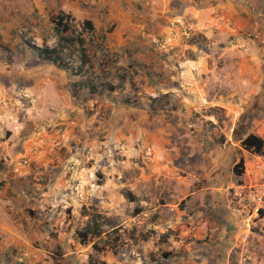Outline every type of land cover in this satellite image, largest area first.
I'll use <instances>...</instances> for the list:
<instances>
[{
	"label": "rangeland",
	"instance_id": "rangeland-1",
	"mask_svg": "<svg viewBox=\"0 0 264 264\" xmlns=\"http://www.w3.org/2000/svg\"><path fill=\"white\" fill-rule=\"evenodd\" d=\"M7 1L19 9L15 33L0 44V67H9L0 82L12 87L10 101L26 125L11 144L16 154L0 164L7 175L0 187L8 163L17 196L0 264H264V211L240 220L247 207L237 190L247 175L234 174L241 142L250 134L264 139V73L251 83L244 71L253 55L211 50L217 37L189 28L184 1L122 0L135 8L131 26L117 10L107 21L90 0ZM61 11L77 21L93 17L108 32L119 68L108 79L115 92L77 88L73 96L82 79L34 56L30 44L55 45L50 18ZM203 13L211 16V8ZM241 27L239 36L261 47L256 27ZM242 115L244 134H237ZM243 154L253 169L255 157ZM88 226L100 235L82 241Z\"/></svg>",
	"mask_w": 264,
	"mask_h": 264
},
{
	"label": "crops",
	"instance_id": "crops-1",
	"mask_svg": "<svg viewBox=\"0 0 264 264\" xmlns=\"http://www.w3.org/2000/svg\"><path fill=\"white\" fill-rule=\"evenodd\" d=\"M179 1L181 2L184 1L183 6L185 8V14L186 16L191 17V19H193V23L189 24V28L191 30L200 31L207 40L208 39L211 40L214 36L217 37L216 41L218 43L217 44L218 48H210L211 50H215L216 52H221L223 53L222 54L223 56H226L227 54H231L233 57H236L238 59L240 58V60H243V57L245 56L248 57L249 55V57H252L251 55H253L252 58L253 60L250 59L251 61L250 63H253V65L252 66L250 64L246 65L245 67H248V69H244L245 73H250L252 77L251 83L253 82V79L257 80L259 78L258 72L262 71L264 73V0H179ZM90 2L96 3L97 6L93 10H96L107 21H111V18L113 17V10H117L116 15H121L125 20L126 24H128L127 22H129V26H131L130 24L133 18L132 12H135V8L133 6L128 5V3L127 6H125L122 0H90ZM17 6L18 5L15 4V1L11 2L7 0H0V44L4 41L10 40L12 32L15 33L16 30L15 20L13 23L14 25H11L10 23L12 18L16 17V14L18 13L19 8ZM80 6L81 5H79L78 7ZM206 8H211V12H212L211 16L209 15L207 16L203 13V10ZM158 12L161 11L157 10V12H155L154 14V17H156L155 19H158V17H160L157 14ZM175 16L178 17L180 16L181 18L184 17L182 16V14ZM91 20H93V17L91 18ZM203 21H205V23H203ZM7 22L9 23L7 24ZM243 25H246L249 28L251 26L256 27V29L260 32V36H261L260 39L263 41L262 42L263 44H260L261 47H258L257 40L254 41L245 40L243 39V37L239 36L241 29H243L241 26ZM215 32H217L218 34L214 35ZM243 42L246 44H242ZM238 51H242L243 55L239 56L237 54ZM206 52L208 53V51ZM1 68L2 67H0V69ZM8 68L5 67L2 69L8 70ZM242 73H243V65L240 64L239 66H237V75L239 77H242ZM232 75L236 77L235 72ZM39 80H40L39 78H36L35 81L29 82L26 85L27 86L26 89L33 88L34 85ZM246 83H250V82L246 81ZM254 83L256 82L254 81ZM11 88L12 87L7 86L5 83L0 82V164L2 162V159H6L4 154L7 153L10 154V156L16 154L17 146L16 148H13L14 146H11V144L17 140L18 136H21V132L24 126L26 125L25 122H20L18 120L16 113L17 108L15 102L10 101L12 100V98L9 96V94L11 93L8 92V89ZM263 88H264V82L260 89ZM24 94H25L24 96H29L26 93ZM234 97H235L234 99L238 101H240L241 99L240 96H234ZM31 100H33V104ZM29 102L33 106L36 105V100L34 98L32 99L29 98ZM14 108L16 109L12 110ZM28 110H29L28 108L25 109L26 113L29 115L27 121H34L35 123L36 120H32L34 115L30 114ZM35 111L37 115V120L42 121L44 117L37 110ZM242 117L243 115L239 117L240 120L237 124V129L239 123L241 122ZM243 127H242V134H244ZM6 134L7 137H5ZM41 138H44L43 134H39L36 140ZM231 150H233V147L231 148ZM237 153L238 155L236 154V157L238 158V160L243 159L245 161V166L247 169L245 175L247 176L244 178V181H249L250 179L248 176V172L250 169L247 167L245 156L243 154L246 152L237 151ZM254 156L255 155H252V157ZM7 166L9 167L8 168L9 179L7 180V183H5L4 188L0 187V236H2L3 234L9 236L7 238V242L4 241L0 242V248H7L9 247L8 245L11 243L13 226H14L12 211L17 198L16 191L11 190L12 179H14L16 175L14 176L12 172L13 170L11 166L8 165V163ZM6 176L7 175L3 176L0 174V184L3 183V181L6 179ZM242 204L243 203L241 202V205ZM262 212L263 211L257 213L254 209L249 207H247L246 209H243L242 207V210L240 209L238 210V213L240 215L239 218L241 217L240 219L241 221L245 217L253 218V217L261 216Z\"/></svg>",
	"mask_w": 264,
	"mask_h": 264
},
{
	"label": "trees",
	"instance_id": "trees-1",
	"mask_svg": "<svg viewBox=\"0 0 264 264\" xmlns=\"http://www.w3.org/2000/svg\"><path fill=\"white\" fill-rule=\"evenodd\" d=\"M50 21L56 43L53 46L45 44L42 47L30 44L29 48L34 56L43 63L51 64L82 79V82L73 84V96H76L77 88H85L90 95L106 91L115 92L117 86L108 79L111 71L119 68L115 59L111 60L107 45L108 32H99L91 19L77 21L73 15L64 11L51 15ZM121 78L123 82L126 81L125 76ZM241 147L249 154L264 155V139L255 134L248 135L241 142ZM245 172V161L241 159L234 168V174L236 177H243ZM89 235L99 236V228L92 230V226H88L79 233V238L86 241Z\"/></svg>",
	"mask_w": 264,
	"mask_h": 264
},
{
	"label": "built area",
	"instance_id": "built-area-1",
	"mask_svg": "<svg viewBox=\"0 0 264 264\" xmlns=\"http://www.w3.org/2000/svg\"><path fill=\"white\" fill-rule=\"evenodd\" d=\"M157 44L160 48L166 47L164 41H158ZM254 157V168L248 172L250 180L240 186L237 190V197L246 207L260 213L264 211V155Z\"/></svg>",
	"mask_w": 264,
	"mask_h": 264
},
{
	"label": "water",
	"instance_id": "water-1",
	"mask_svg": "<svg viewBox=\"0 0 264 264\" xmlns=\"http://www.w3.org/2000/svg\"><path fill=\"white\" fill-rule=\"evenodd\" d=\"M243 121H244V117L241 118V122L238 125L237 134H241L242 133Z\"/></svg>",
	"mask_w": 264,
	"mask_h": 264
},
{
	"label": "flooded vegetation",
	"instance_id": "flooded-vegetation-1",
	"mask_svg": "<svg viewBox=\"0 0 264 264\" xmlns=\"http://www.w3.org/2000/svg\"><path fill=\"white\" fill-rule=\"evenodd\" d=\"M245 109V108H244Z\"/></svg>",
	"mask_w": 264,
	"mask_h": 264
}]
</instances>
